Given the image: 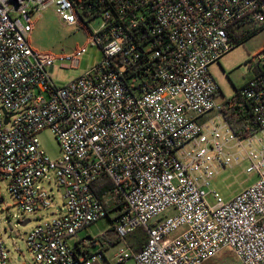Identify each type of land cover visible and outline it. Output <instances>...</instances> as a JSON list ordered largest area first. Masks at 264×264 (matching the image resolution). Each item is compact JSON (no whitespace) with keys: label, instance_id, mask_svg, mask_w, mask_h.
<instances>
[{"label":"built area","instance_id":"obj_1","mask_svg":"<svg viewBox=\"0 0 264 264\" xmlns=\"http://www.w3.org/2000/svg\"><path fill=\"white\" fill-rule=\"evenodd\" d=\"M49 7L66 25L85 22L71 0H0V181L23 214L56 208L26 235L33 263L204 264L229 251L264 264V53L225 103L210 73L240 26L264 29V0H98L103 23L88 44L102 60L66 86L53 70L78 68L87 46L62 55L31 47ZM237 108L259 127L247 137L225 119ZM44 130L60 146L56 160L39 145ZM243 163L252 185L230 200L210 191L220 170ZM102 177L113 187L99 200L92 186ZM110 213L125 246L108 260L105 241L90 252L77 234ZM139 228L147 242L135 253L126 239ZM0 264H10L1 238Z\"/></svg>","mask_w":264,"mask_h":264},{"label":"rangeland","instance_id":"obj_2","mask_svg":"<svg viewBox=\"0 0 264 264\" xmlns=\"http://www.w3.org/2000/svg\"><path fill=\"white\" fill-rule=\"evenodd\" d=\"M33 32L29 38L31 47L41 54L62 55L68 54L77 48L87 46V53L80 61L76 69H60L58 66L52 72V78L57 86H66L70 81L80 77L96 64L103 57L102 52L88 44L90 31H96L103 23L101 17L79 22L74 26L66 25L56 13L55 7L45 9L36 18ZM257 28L253 23H244L238 28V33L247 32ZM264 53V29L257 31L243 42L235 44L234 48L221 58L218 63L211 65L210 73L220 87L221 93L217 99L218 103H225L237 98V93L253 79L255 75L256 57ZM209 117H214L213 113ZM262 134H260V137ZM41 149L51 160H56L62 156V151L54 135L50 130H44L38 135ZM248 164L234 166L225 170H220L210 183V191L217 192L223 199L230 200L238 193L252 185L257 177L254 173H247ZM49 188L48 184L43 185ZM56 206H62V199L55 197ZM210 205H214L213 195L207 197ZM56 208L45 213L33 215L23 214L10 195L8 183L0 181V238L6 243L10 251V264H34L31 253L28 251L25 240L26 235L39 223L54 218ZM171 212L166 213V217ZM114 214L99 220L87 229L77 234V240L83 241L90 252H97L103 245L102 236L113 226ZM29 220L26 226H21L20 222ZM142 228L137 229L127 239L131 240L137 233H141ZM76 240H71L69 244L74 246ZM125 246V241H119L114 245L105 248L107 255H114L121 247ZM126 264H136L134 259ZM204 264H241L237 258L229 251H224Z\"/></svg>","mask_w":264,"mask_h":264},{"label":"trees","instance_id":"obj_3","mask_svg":"<svg viewBox=\"0 0 264 264\" xmlns=\"http://www.w3.org/2000/svg\"><path fill=\"white\" fill-rule=\"evenodd\" d=\"M71 1L77 9H82V17L88 18V20L99 17V14L93 13V9L96 7V1L98 0ZM259 30L261 29L257 27L254 30L247 32V34H244L245 32L240 34L238 33L234 41L236 44L241 43ZM225 119L229 123L231 128L234 130V132L241 137H247L250 134L256 132L259 128L258 125L255 123L252 114L248 110H242L240 108H237L235 112H232L230 114L225 113ZM112 187V182L108 178L102 177L97 182H95V184L92 186V190L94 191L95 196L99 200H101L103 196L112 189ZM101 238L108 244L107 247H110L120 241L118 236L113 231V226ZM146 242L147 233L144 229L141 233H137V235L134 236L133 239L128 240L129 245L136 252H139L144 247Z\"/></svg>","mask_w":264,"mask_h":264},{"label":"crops","instance_id":"obj_4","mask_svg":"<svg viewBox=\"0 0 264 264\" xmlns=\"http://www.w3.org/2000/svg\"><path fill=\"white\" fill-rule=\"evenodd\" d=\"M126 243H127V245H129V243H128V240L126 241ZM130 246V245H129ZM131 247V246H130ZM106 248H108V247H106ZM133 249V248H132ZM134 250V249H133ZM107 252L108 251H106L105 252V255H106V258L108 259V260H111L112 259V257H113V255L111 256V255H107ZM135 253H137L136 251H134Z\"/></svg>","mask_w":264,"mask_h":264},{"label":"water","instance_id":"obj_5","mask_svg":"<svg viewBox=\"0 0 264 264\" xmlns=\"http://www.w3.org/2000/svg\"><path fill=\"white\" fill-rule=\"evenodd\" d=\"M29 223V220H25L23 222H20L21 226H26Z\"/></svg>","mask_w":264,"mask_h":264}]
</instances>
